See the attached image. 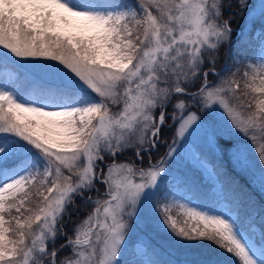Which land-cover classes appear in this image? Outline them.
<instances>
[{
    "label": "snow or ice",
    "instance_id": "6c2138e0",
    "mask_svg": "<svg viewBox=\"0 0 264 264\" xmlns=\"http://www.w3.org/2000/svg\"><path fill=\"white\" fill-rule=\"evenodd\" d=\"M249 7L0 0V264H122L126 252V264H165L142 219L235 264H264V205L241 212L223 163L264 191V143L257 169L246 147L219 142L215 116L264 141V28L249 32L258 61L231 51L232 22ZM225 45L231 66L218 70ZM226 191L231 207L219 202ZM77 200L93 207L69 228Z\"/></svg>",
    "mask_w": 264,
    "mask_h": 264
},
{
    "label": "trees",
    "instance_id": "16d2710c",
    "mask_svg": "<svg viewBox=\"0 0 264 264\" xmlns=\"http://www.w3.org/2000/svg\"><path fill=\"white\" fill-rule=\"evenodd\" d=\"M128 1L129 0H126V2ZM248 4L250 6V3ZM232 11L235 12L237 11V9L233 8ZM253 21L255 22V27H257L258 24V26L261 25V28H264L261 16L249 18L248 16L245 17V14L243 12H241L240 15H237L232 22L234 34L231 43V50L235 49L241 54L250 55L252 58L255 57V54L258 49V41L255 38L249 36L250 29L253 27ZM256 36H259V34H257ZM227 51H229V45H225L223 48L220 49V60L217 63L218 70L222 67V64L226 58ZM224 75H228V73H224ZM232 78L235 79L237 77ZM209 79L215 80L217 78L210 76ZM168 111L169 115H171V108H169ZM169 123H171V121H169ZM241 138L249 142V139L244 137L243 135H241ZM249 143L253 146V148L254 146L256 148H259L260 144L264 143V141L258 138L255 142V145L251 142ZM163 151L164 150L161 149V153H163ZM253 155L257 157V152H253ZM131 157L132 153L129 151L126 152L121 158L131 159ZM223 163L235 182L236 196H238L240 200L241 212H244L250 205H254L255 209L259 211L261 206L264 205V191H261L259 188L251 184L245 174L233 170L227 156L224 157ZM197 180L201 182L200 178ZM223 196L231 202V192L226 191ZM92 207V205H88V207L85 208L81 206L79 200H77L76 206L69 208L68 213L65 214L63 223L66 224L69 228H71L72 224L77 223L81 218H85V212L89 211ZM164 236H166V238L164 239H170V245H168L167 243L166 244L168 246L164 245V242H162L161 239L152 240L155 245L163 246V251L157 258L165 262V264H176V260L178 259L176 256H174L173 254L165 255L167 254L165 252V247L170 248L171 245H173L172 239L174 240V238L166 232ZM180 245L184 247L183 249L188 248L187 251H185L188 253L189 256L191 254V256L189 259H187L186 262H191V264H207V262L209 261H211V264H235V258L232 255L227 254L222 249L217 248L214 244L203 243L194 246H189L180 243ZM170 252H172L171 249ZM186 262L183 264H186Z\"/></svg>",
    "mask_w": 264,
    "mask_h": 264
},
{
    "label": "rangeland",
    "instance_id": "374dc122",
    "mask_svg": "<svg viewBox=\"0 0 264 264\" xmlns=\"http://www.w3.org/2000/svg\"><path fill=\"white\" fill-rule=\"evenodd\" d=\"M129 3H131V0L128 1ZM248 3H250V7H249V14L247 15L249 18H254L256 16H261V7H264V0H248ZM262 18V17H261ZM262 24H264V18H262ZM257 29H261V25L257 27H255ZM256 34H259V32H256ZM233 53L237 52V50L232 49L231 50ZM229 51H227L228 54ZM261 49L258 48L257 53L255 54V58L258 61L259 59V55H260ZM226 54V58L222 64V66H224V64L227 62L229 64V66H231V59L230 57ZM244 56L247 57L246 62L247 63H251L252 61V57L250 55H245ZM115 110V109H114ZM202 115H206V114H202ZM216 120L218 122V124L224 129L223 131V135L221 136L222 138H220L219 142L220 143H224L226 140L229 142H238L241 145H243L244 147H246L247 152L251 158V160L253 161V163L255 164L256 168H259V161H257V157H255L253 155V152H255L253 150V146L246 140H243V138H241L240 134H236L231 132L228 128H227V123L225 120V117L223 115H221V113L218 111L216 114ZM122 161L128 160L125 158H121ZM186 174L195 182L200 183V181H198L197 179H201L200 174L198 172H196L194 169H187L185 170ZM247 176V175H246ZM247 178L249 179V177L247 176ZM250 181V179H249ZM252 184V183H251ZM255 187L259 188V185H255ZM260 189V188H259ZM261 190V189H260ZM220 204L221 206L224 207H231L232 204L230 201L226 200L223 196L220 198ZM148 211V209H143L141 211V217L143 218L145 212ZM176 211H179V209H177ZM86 218V217H85ZM151 224H155V217L153 216L151 219ZM139 228L142 229L147 235L148 237L152 240H156V239H161L162 242H164V245L168 246L169 244V240L170 239H164L166 238V236H164L165 231L157 229V230H153L152 227H148L145 228L144 227V223H143V219L141 220L140 224H139ZM167 233V232H166ZM136 234L134 233V236ZM168 245H167V244ZM172 244L170 248H166L165 247V252L167 254L165 255H170L173 254L174 256H176L178 259L176 260V264H183L187 261V259L190 258V256L188 255V253L186 252L188 248L183 249L184 247H182L180 245L179 242H177L175 239H172ZM170 249L172 250V252H170ZM176 250V251H175ZM186 250V251H185ZM175 251V252H173ZM122 264H126L127 260L129 259L127 252L120 257Z\"/></svg>",
    "mask_w": 264,
    "mask_h": 264
}]
</instances>
